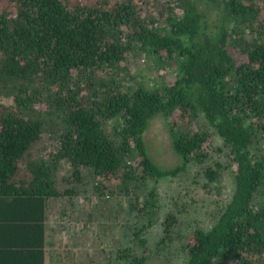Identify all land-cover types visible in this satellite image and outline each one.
Returning a JSON list of instances; mask_svg holds the SVG:
<instances>
[{
	"label": "trees",
	"instance_id": "16d2710c",
	"mask_svg": "<svg viewBox=\"0 0 264 264\" xmlns=\"http://www.w3.org/2000/svg\"><path fill=\"white\" fill-rule=\"evenodd\" d=\"M156 1L151 10L149 0H8L0 9V97L12 100L0 102V264H47L50 204L77 193L60 189L63 164L69 185L92 180L100 197L134 195L144 249L115 255L147 264L145 234L161 208L146 182L198 163L215 183L221 164L204 166L214 135L229 152L232 191L215 223L183 240L184 264H264V0ZM142 52L172 68L169 81L116 77ZM157 116L180 159L172 167L146 140ZM163 224V245L182 238L176 213Z\"/></svg>",
	"mask_w": 264,
	"mask_h": 264
},
{
	"label": "rangeland",
	"instance_id": "374dc122",
	"mask_svg": "<svg viewBox=\"0 0 264 264\" xmlns=\"http://www.w3.org/2000/svg\"><path fill=\"white\" fill-rule=\"evenodd\" d=\"M91 3L93 0H80ZM115 1V0H111ZM148 8L157 7L156 0H149ZM8 0H0V9L7 7ZM157 21L165 19V13L156 14ZM156 58L145 57L143 52L127 56L118 69L117 78L124 83L135 85L143 83L154 85L171 77V69L167 66L155 65ZM101 70L98 72L100 74ZM0 102L11 104L8 97H0ZM180 125L186 128L199 126L188 117H178ZM210 131L208 124L198 121ZM146 140L153 159L160 165L172 167L179 163V156L171 146L170 133L163 116L152 119L146 133ZM264 142V140H263ZM38 151H35L37 155ZM221 164V177L215 183L205 180L203 164L193 163L177 177L163 179L159 182L147 181L144 189L157 188L160 202L159 220L151 227L148 238L149 259L147 264H184L182 242L195 227L210 228L221 214L230 193L234 173L229 165L228 149L223 141L213 136V149L204 166ZM71 170L63 164L59 169L60 189H75L71 197L53 200L48 214V264H123L117 261V249L129 247L134 254L141 248L135 241L133 226L136 217L131 211L133 194H124L113 198L97 195L92 180L69 185L66 181ZM178 215V231L182 237L173 244H162L164 236L163 221L169 213ZM65 213V214H64Z\"/></svg>",
	"mask_w": 264,
	"mask_h": 264
},
{
	"label": "crops",
	"instance_id": "0c3cea01",
	"mask_svg": "<svg viewBox=\"0 0 264 264\" xmlns=\"http://www.w3.org/2000/svg\"><path fill=\"white\" fill-rule=\"evenodd\" d=\"M47 255H48V253H47ZM47 264H48V260H47Z\"/></svg>",
	"mask_w": 264,
	"mask_h": 264
}]
</instances>
